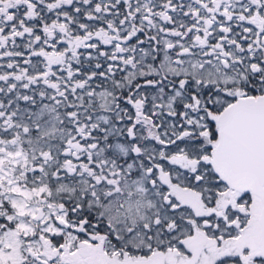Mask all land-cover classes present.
I'll return each instance as SVG.
<instances>
[{"label":"snow or ice","instance_id":"snow-or-ice-1","mask_svg":"<svg viewBox=\"0 0 264 264\" xmlns=\"http://www.w3.org/2000/svg\"><path fill=\"white\" fill-rule=\"evenodd\" d=\"M0 264H264V0H0Z\"/></svg>","mask_w":264,"mask_h":264}]
</instances>
